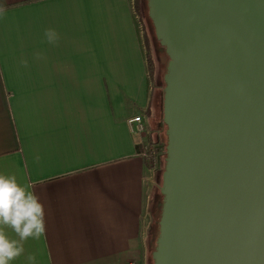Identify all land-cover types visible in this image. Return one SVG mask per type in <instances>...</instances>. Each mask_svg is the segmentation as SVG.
<instances>
[{"label":"crops","instance_id":"1","mask_svg":"<svg viewBox=\"0 0 264 264\" xmlns=\"http://www.w3.org/2000/svg\"><path fill=\"white\" fill-rule=\"evenodd\" d=\"M0 172L32 184L46 233L13 264H144L153 89L136 0H0ZM58 34L47 42L45 30ZM27 61V67L22 61Z\"/></svg>","mask_w":264,"mask_h":264},{"label":"water","instance_id":"2","mask_svg":"<svg viewBox=\"0 0 264 264\" xmlns=\"http://www.w3.org/2000/svg\"><path fill=\"white\" fill-rule=\"evenodd\" d=\"M168 57L153 264H264V0H146Z\"/></svg>","mask_w":264,"mask_h":264},{"label":"clouds","instance_id":"3","mask_svg":"<svg viewBox=\"0 0 264 264\" xmlns=\"http://www.w3.org/2000/svg\"><path fill=\"white\" fill-rule=\"evenodd\" d=\"M6 8L0 6V18ZM48 43L58 41L53 29L45 30ZM27 67V61H22ZM45 205L32 184H21L15 174L0 172V264H13L25 256V243L39 240L46 233ZM26 264H36V255L29 253Z\"/></svg>","mask_w":264,"mask_h":264},{"label":"rangeland","instance_id":"4","mask_svg":"<svg viewBox=\"0 0 264 264\" xmlns=\"http://www.w3.org/2000/svg\"><path fill=\"white\" fill-rule=\"evenodd\" d=\"M146 0H140L136 4L137 14L139 16V21L143 30V40L145 44V51L147 53L148 61L150 63L152 82H153V97L150 104V109L146 113V117L149 122L147 136H149V141L142 148V152L145 153V162L147 168L150 171V177L152 180L151 191L149 193L148 210H147V221H146V235H145V261L144 264H153L151 253L154 250L150 246L149 236L153 237L154 233L150 231L155 226V221L158 218V214L154 211V203L160 193L161 186V175L164 167L165 159V145H166V135H165V125L163 124L162 118V101H163V89H164V74L166 72V66L168 63V57L165 54L164 48L161 47L155 38L154 30L151 22L147 16ZM154 145L162 146L155 150ZM141 152V153H142ZM160 215V213H159ZM157 217V218H156ZM158 230V229H157ZM152 234V235H151ZM150 238V239H151ZM156 241V240H155Z\"/></svg>","mask_w":264,"mask_h":264},{"label":"trees","instance_id":"5","mask_svg":"<svg viewBox=\"0 0 264 264\" xmlns=\"http://www.w3.org/2000/svg\"><path fill=\"white\" fill-rule=\"evenodd\" d=\"M138 2H140V0H136V4L138 3ZM147 8V7H146ZM147 55V54H146ZM147 67H148V74H149V79H150V82H151V86H152V89H153V82H152V74H151V69H152V67L150 66V63H149V61H148V57H147ZM152 97H153V93L151 94V100H152ZM151 104V103H150ZM149 109H150V106H149ZM148 109V110H149ZM154 148L155 149H158V148H162V146H158V145H154ZM157 198H159L158 199V202L156 201L155 203H154V206H155V209H154V211L156 212V214H158V218L156 219V221H155V226H156V228L155 227H153V229L150 231V233H154V230L156 229V232H155V235L153 234V237L154 238H151L150 236H149V239L147 240V242L150 240V246H151V248L153 249V247H155V240H156V237H157V232H158V220H159V213H160V208H161V203H162V195L159 193V196L157 197ZM152 235V234H151ZM151 238V239H150ZM152 254V253H151Z\"/></svg>","mask_w":264,"mask_h":264},{"label":"built area","instance_id":"6","mask_svg":"<svg viewBox=\"0 0 264 264\" xmlns=\"http://www.w3.org/2000/svg\"><path fill=\"white\" fill-rule=\"evenodd\" d=\"M127 125L131 133H134V134H144L145 133V124H144L143 117L141 115H136L128 119ZM142 155L143 157H145V153L142 152Z\"/></svg>","mask_w":264,"mask_h":264}]
</instances>
